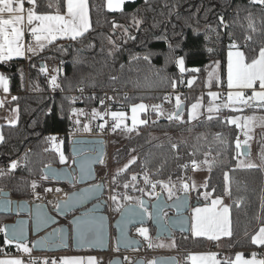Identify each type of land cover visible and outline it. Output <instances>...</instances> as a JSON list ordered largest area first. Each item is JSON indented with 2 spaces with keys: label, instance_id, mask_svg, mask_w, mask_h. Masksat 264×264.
<instances>
[{
  "label": "trees",
  "instance_id": "1",
  "mask_svg": "<svg viewBox=\"0 0 264 264\" xmlns=\"http://www.w3.org/2000/svg\"><path fill=\"white\" fill-rule=\"evenodd\" d=\"M88 4L91 27L82 36L55 40L27 60L0 62V72L9 80L10 105L17 109V122L1 126L0 140V188L9 189L13 197L27 198L35 183L38 191L61 184L42 178L45 165H60L48 136L68 131L70 110L85 97L79 89L88 95L82 101L87 108L96 105L104 89L128 91L119 95L128 109L139 102L160 104L167 91L196 75L190 90L180 94L186 108L204 88L210 63L220 62L224 77L228 48L236 45L252 59L264 47V5L252 0H129L119 10L107 9L106 0H88ZM33 8L38 13L63 12L65 0H35ZM47 64L63 67L56 87L44 77ZM174 105V99L166 104L169 116L150 110L146 122L111 152L120 162L131 154L135 159L110 182V188L129 181L133 174L148 178L147 184L143 179L137 183L145 190L161 180L180 182L192 171L190 165L206 162V185L196 194L203 190L213 197L228 194L231 235L214 242L178 234L175 245L182 250L217 249L219 264H231L236 250L255 248L252 237L264 224V163L239 165L240 133L228 121L229 116L254 108H224L190 121L173 116ZM64 149L70 159L67 138ZM193 199L203 202L200 197ZM12 219L0 214V254L19 251L18 244L3 237V225ZM182 264L190 262L183 258Z\"/></svg>",
  "mask_w": 264,
  "mask_h": 264
},
{
  "label": "water",
  "instance_id": "2",
  "mask_svg": "<svg viewBox=\"0 0 264 264\" xmlns=\"http://www.w3.org/2000/svg\"><path fill=\"white\" fill-rule=\"evenodd\" d=\"M140 29L141 26L136 32ZM184 109L185 102L182 101L174 116ZM103 142L102 137L76 135L69 145V165L47 164L43 167L45 178L72 187L64 189L65 197L56 199L52 206L47 201L13 197L9 189L0 188V214L13 217L3 225L4 239L17 244L30 243L35 252L57 253L68 249L106 252L112 240L120 250L141 247V241L131 234V229L140 225L150 224L153 237L157 239L189 234L188 211L191 206L202 202L192 199L188 192L171 198L159 193L152 200L141 196L139 203L124 204L110 221L104 198V177H100L98 170L106 164ZM240 152L244 157L249 156V145H242ZM179 260L177 253H165L155 255L152 262L179 264ZM116 262L127 264L118 255L113 256L108 264ZM130 264L147 262L140 257Z\"/></svg>",
  "mask_w": 264,
  "mask_h": 264
},
{
  "label": "snow or ice",
  "instance_id": "3",
  "mask_svg": "<svg viewBox=\"0 0 264 264\" xmlns=\"http://www.w3.org/2000/svg\"><path fill=\"white\" fill-rule=\"evenodd\" d=\"M28 2L35 5V0H28ZM124 2L125 0H118V4L116 6L119 7L120 4H123ZM252 2L264 5V0H252ZM66 4L67 16L69 19H65L64 15H60L58 13L55 15H40L36 14L32 9L28 10L27 24L32 25L33 21L40 22L39 25L31 27L30 29L36 41L48 39L49 42H51V40L56 39L57 35H66L74 40L77 38V36L82 35L84 31H87L90 26L87 0H66ZM108 7H113L112 0H108ZM23 10L22 0H0V61L11 59L13 55H24L23 45L20 43L23 37L22 25L24 24L25 20L24 16L20 14L23 12ZM4 13L10 14L7 19L3 17ZM42 33H47L48 35L42 36ZM248 38L250 39L251 37ZM40 47L43 49L42 44ZM27 50L29 52H34V49H32L30 46ZM228 57V88L253 89L252 96L248 97L247 99L244 98V93L242 91H237L235 93V98L233 97V93L229 92V101H233V99H235V102L248 106H251L249 105V101L254 99L264 102V47H262L259 51L258 58L253 59L250 63L245 62L243 53L239 51L235 53V59H233L232 52H229ZM182 63L183 61H181V64ZM257 81L259 82V87L262 89V91H255L254 85ZM53 84H55V77H53ZM0 86H3L5 91L8 90L7 81L2 75H0ZM212 95L215 97L216 94L212 93ZM13 99L16 98L13 97ZM101 103H103V101H101ZM2 104L3 102L0 101V106H2ZM177 106L179 107V98H177ZM224 106L228 107L227 104ZM257 106L264 108V103H260ZM144 107L145 106L143 104L134 106L132 111L135 113L137 108L142 110ZM196 107L197 105H193V108ZM211 111L212 108H209V112ZM96 115H98V113H96ZM112 115L115 117L117 114L113 113ZM120 115L122 116L123 114ZM169 118L171 119V117ZM238 119L239 118L232 119L231 123L237 124ZM255 119V116L245 117L243 126L245 128H249ZM141 123H143V121H141ZM118 126L119 125H115L114 127ZM129 131H131V129H129ZM245 135H247V133H245ZM0 139H2V137H0ZM236 146L237 148L241 147L239 142H237ZM254 166L255 165L252 164L248 165V167ZM16 167L17 164L13 162L11 164V169H15ZM0 174H2V172H0ZM225 178L227 179V175ZM133 179H135V177H133ZM125 187H127V185H125ZM154 187L155 185H153V188ZM184 187L187 189L188 186L185 185ZM169 195H171V190H169ZM113 199H115V197H113ZM217 204H221L220 199L213 200L212 208L196 209L198 214L205 213L208 215V217L212 218L215 221V227L208 228L202 222L198 221V223L194 225L195 235L199 236L207 234L209 239H219L220 235H231L228 221L229 209L224 207L221 213H217L214 211ZM142 232L146 233V230H142ZM252 242L258 245H264V227L259 229L257 235L252 238ZM22 249L25 253L30 252V249L26 245L22 246ZM93 260L94 258H88V264H93ZM0 264H23V262L20 259L0 260ZM44 264H47V261H44ZM53 264H55V262H53ZM62 264H82V260L79 258H65L63 259ZM116 264H119V262H116ZM151 264H155V262H151ZM212 264H219V262L213 259ZM235 264H264V260L257 261L255 259V254H253V259L250 260L243 259L242 254H237Z\"/></svg>",
  "mask_w": 264,
  "mask_h": 264
},
{
  "label": "rangeland",
  "instance_id": "4",
  "mask_svg": "<svg viewBox=\"0 0 264 264\" xmlns=\"http://www.w3.org/2000/svg\"><path fill=\"white\" fill-rule=\"evenodd\" d=\"M179 67L181 70L183 69V65L181 64V60H179ZM220 74H221L220 73V62L216 61V62L210 63L208 66V70H207L205 77H204V88H206L208 90H206L203 94L199 93L196 100L189 103L186 106V108L177 116L178 119H180V120L188 119V120L192 121V120L200 118L202 115L204 116V115L210 114L212 111L209 112V108H213V106H216V107L220 106V103L223 100L220 98V95H219L217 90H212L213 88H217L216 85L219 84ZM52 77L53 76H51V78H47L50 86H53V78ZM57 86H58V84H57ZM218 88H219V86H218ZM212 93L216 94L215 97L212 95ZM177 98H179V102L181 100L180 95L177 94L175 96V100H174V103H175L174 107H177ZM141 104L142 103L134 104L130 108V111L128 114L126 112L116 113L120 119V125L121 126L123 125L125 129L124 130L121 129L118 134L112 136L109 139V143L107 146L108 147L107 163L105 166H100L98 168L100 176L106 177L112 183L116 180L117 176L119 175L118 173H121L122 172L121 170L124 171L129 166V164L132 163L135 159V156L133 154H131L124 161L120 162V161L111 157V152L120 148L124 144V142L137 129V128L134 129V127L139 125L141 122V118H140V110L141 109L137 108L135 113H133L132 109L134 106H138ZM193 105H197V107L193 108ZM165 107L166 106L164 105V108ZM166 111H164V112H166ZM164 112H162L160 115L161 116L162 115L163 116H169L170 115L169 113L164 115L165 114ZM120 114H123V115L121 116ZM6 115L8 116V119H7L8 124H14L17 122V109H16V107L11 106L10 108H8ZM252 116H255L256 119L249 126L250 130H249V128H245L243 126L244 125V118L240 119L239 116L236 117V118H239L238 123L234 124L239 129V133H240L239 139H243L244 141L248 142L247 144H249L250 150L253 151V153L255 154L253 156V158L243 160V159H241L242 155L240 152L239 165H241V166H248L249 164L259 166V165L263 164L262 159L264 158V114H261V113L251 114L250 113L246 117H252ZM127 117L129 119H127ZM236 118L234 116H229L228 121L231 123V120L236 119ZM134 120H135V123H134ZM129 129H131V131H129ZM257 129H259V131H256ZM245 133H247V135H245ZM49 148L54 150L57 153L58 160H59L58 164H60V165L68 164L69 165L71 163V156L69 159V156L64 149L63 143H56V144H54L53 147H49ZM254 148H257V149H254ZM60 165H58V166H60ZM205 165H207L206 162L204 164H198L197 170L205 169L206 168ZM133 177H135V179H133ZM42 178L47 179L44 176ZM139 179H143L144 184L148 183V178L146 176L133 174L129 181L122 183V184L117 183L114 190L110 188V190L106 191L105 196H106V199L108 201V207L106 208V211L110 214L111 218H114L118 214L119 210L121 209V207L124 204L131 203V202L132 203H139L141 196H147L148 197L149 195H152L153 190L155 189V187L157 185L161 186L163 194L167 198H171L172 196H176L178 193H180L182 191L188 192L190 194V196L192 197V199L195 196L200 197V198H202L201 196L205 197L204 196L205 193H203V195H201L202 192H204L205 190H203L200 194H196L198 189H195L196 186L194 184H192V185L187 184L188 187H192L191 190H188V189H185V187L183 185L184 184L183 181H180V182H174L173 181L172 182L169 180L168 181L161 180V181H157L155 183H151L149 189L145 190L144 186L139 187L137 185ZM181 183H183V184H181ZM34 185L31 187V190L29 191V195L27 196V198L31 201H37V199H36L37 193L43 194L45 192V189L48 186H58L62 190L64 195H65L64 189L70 190L72 188L71 186L65 185V184H50V185L43 186L42 191H38V189H37L38 184L35 183ZM125 185H127V187H125ZM153 185H155L154 188H153ZM169 190H171V195H169ZM225 195H228V194H225ZM113 197H115V199H113ZM54 201H55V199H53V201L48 200L47 203H49V205L52 206ZM261 227H264V224L261 225L259 227V229ZM141 229L146 230L145 234L149 235L151 233V235H152L151 236V243H150L151 246H150V249L148 250V254L146 256L147 264H151L152 259L155 255L175 252V250H173V249H175V247H176L175 239H177L178 234H175L172 238L157 239V238L153 237V230L152 229H151V231H148V229L145 226H143ZM259 229L255 232L253 237L255 235H257V233L259 232ZM153 239H154V242H153ZM6 242L8 243L7 240H6ZM254 246L260 247V245H258V244H254ZM179 264H182L181 259L179 260Z\"/></svg>",
  "mask_w": 264,
  "mask_h": 264
},
{
  "label": "crops",
  "instance_id": "5",
  "mask_svg": "<svg viewBox=\"0 0 264 264\" xmlns=\"http://www.w3.org/2000/svg\"><path fill=\"white\" fill-rule=\"evenodd\" d=\"M126 1H129V0H125V2ZM22 3H23V9L24 10L20 14L24 16L25 20H24V24L22 25L23 37H22V41L20 43H22V45H23L24 55L23 56H15V55H13V57L11 59L3 60V61H0V62L11 61V60H14V59H25V60H27L29 57H31L32 55H34V54H36V53H38V52H40L42 50L41 47H40L41 44L43 45V48H44L46 45H48L49 43H51V42H53L55 40L71 39L69 36H66V35H57L56 36V39L51 40V42H49L48 39H41L40 41H36L34 35L31 33L30 29H31V27H35V26L39 25L40 22L39 21H33L32 25H28L27 24V13H28V10L29 9H32L36 14H40V15H55V14L58 13L60 15H64L65 16V19H69V17L67 16V4H66V0H65V8H64V11L63 12H57V11H55V12H49V13H38V12H36L34 10V8H33L34 5L33 4H30L28 2V0H22ZM87 4H88V0H87ZM112 4H113V7L112 8H109L108 7V0H106V7L109 10H119L123 6V4H120L119 7L116 6L118 4V0H112ZM9 15L10 14H8V13H4L3 14V17L5 19H7L9 17ZM88 16H89V25L90 26L87 29V31L91 27L89 4H88ZM9 31H10V29H9ZM87 31H84L83 34L86 33ZM41 35L42 36H47L48 34L47 33H42ZM82 35H80V36H82ZM29 36L34 37V42L32 44H28L27 43V37H29ZM80 36H77V38L80 37ZM29 46L32 49H34V52H29L27 50ZM237 51L243 53V55L245 57V62L246 63H250L253 59L258 58V55H259V51H258L257 55L254 58L247 59L246 56H245V54H244V52H243V50L241 48H239L238 46L233 45V46H231L230 48L227 49V51H226V63H225V73H224V77H221V75H220L219 84L216 85L217 88H213L212 89V90H217L218 91V89L221 86H223L226 89V91H225L224 98H222V96L218 92L219 95H220V98L223 101L220 103V106H217V107L216 106H213L212 112L218 111V110L224 109V108H229V109H233V110H244V109L254 108V110L245 111V113H239V114L233 115L235 118L237 116H239L240 119L245 118L250 113L251 114H254V113L255 114L256 113L264 114L263 113L264 108H261V107H258L257 106L260 103H264V102H261L258 99H254L252 101H249V105H251V106L244 105V104H241V103H237V102H235V99H233V101H229V99H228V93L229 92H232L233 93V97L235 98V93L237 91H242L244 93V98L245 99H247L248 97L252 96V93H253V89H238V88L229 89L228 86H227V69H228V58H229L228 57V54H229V52H232L233 53V59H235V53ZM0 75L4 76L1 72H0ZM5 79L7 81V88H8V90L5 91L4 90V87L3 86H0V101L3 102L2 106H0V137H1V126L3 124H7L8 116L6 115V112H7L8 108L11 107L10 101H11V98H12V94L10 92L9 80L6 77H5ZM218 86H219V88H218ZM254 89H255V91H262V89H260V87H259V82L258 81L254 85ZM206 90H208V89L201 88V89L198 90V92L203 94ZM182 101L183 100H180V102H182ZM139 103H142L145 106L142 110H140V118H141V121H143V123L140 122V124L137 125V126H135L134 129L135 128H138L139 126L143 125L146 122L145 115L147 113H149L150 110L156 111V113L158 115H160L162 112H164V111L167 110L166 112H164L165 114L164 113L163 114L166 115L167 113H169L170 115H172L168 111V108L167 107L164 108V105H162L161 103L160 104H153V105L147 104V103H144V102H139ZM226 104L228 105V107H225L224 106ZM133 105H130L128 107V109L126 111L127 114L129 113L130 108ZM127 119H129V118L127 117ZM121 129L122 130L125 129L123 125L121 126ZM256 131H259V129H257ZM238 142L240 143L241 146L248 143V142L244 141L243 139H238ZM247 145H249V144H247ZM254 149H257V148H254ZM254 155L255 154L253 153V151H251L249 156L244 157L242 155L241 156V159L247 160V159L253 158ZM262 161L264 163V158L262 159ZM205 166H206V168L205 169H202V170H197V169L196 170H192L189 173L188 178L185 181H183L184 184L183 183H181V184H183L184 186L187 185V184H190V185L194 184L196 186L195 189H199V188H202L203 189L205 187V185H206V181H207V177H208V173H209L207 165H205ZM187 189L188 190H191L192 187H187ZM182 192H186V191H182ZM203 193H205V195H204L205 197L201 196L203 198V202L201 204H198V205H195V206H191L190 209H189V211H188L189 219H190V232H189V237H191V239L202 238V239H206V240H209V241L217 242L219 239L224 238V237H227V236L220 235V238L219 239H209L207 234H205V235H199V236H197V235L194 234V225H196L198 223V221L202 222L208 228H214L215 227V221L212 218L208 217V215L205 214V213H199L198 214L196 212V209H198V208L199 209L212 208V202H213V200L220 199L221 200V204H217L215 206L214 211L217 212V213H221L223 211V208L224 207H227L229 209V212H228V221H229V228H230V231H231L230 199H229L228 195L215 196V197H213V196L210 195V192L204 191V192H202L201 195H203ZM172 197H174V196H172ZM25 245L30 249V252H31L32 249H31L30 243H23V244H18L20 253L27 254L22 249V246H25ZM255 249H256V246L253 249H239V250H236L235 251V257L232 260V263L231 264H235V260H236L237 254H242V258L243 259H246V260L253 259V254L256 255ZM173 250H175V252H173V253L179 254V257H180L181 260L184 258L186 261L190 262V264H212L213 259H215V261H218L220 263V260L222 259V258H217L216 255H215V252L211 248H208V249L190 250L184 256H181L179 251H188V250H182V249H179L177 247H175V249H173ZM54 254H55L54 255V259H53V261H52L51 264H53V262H55V264H62V261L65 258H69V259L70 258H79V259L82 260V264H88V258H90V257L91 258H94L93 264H100L101 261H102V254H101V252H94V251L89 250V249H84V250H79V251H74L72 249H68V250L60 251V252H57V253H54ZM14 259H20L23 262V264H35L32 261H30V260L23 259L18 254H7V253L0 254V260H14ZM256 260L257 261H260V260H264V259L263 258H259V259H256Z\"/></svg>",
  "mask_w": 264,
  "mask_h": 264
},
{
  "label": "built area",
  "instance_id": "6",
  "mask_svg": "<svg viewBox=\"0 0 264 264\" xmlns=\"http://www.w3.org/2000/svg\"><path fill=\"white\" fill-rule=\"evenodd\" d=\"M224 21V15L221 16ZM224 25L227 26V23L224 22ZM34 42V37H27V43L32 44ZM63 72V67L56 68L53 64H47L45 67L44 77L51 78V76L55 77V87L57 86V77L59 74ZM52 77V78H53ZM197 79L196 75H193L187 79L185 83L181 86H175L171 90L167 91L163 96L162 105H166L172 99L175 100V96L181 93L187 92L190 90L191 82H194ZM54 90V89H52ZM56 90V89H55ZM81 96L84 94L85 97H81L80 99L76 100L77 103L72 107L70 110V126L67 132L65 133H56L50 134L48 137V146L53 147L56 143H63L67 138L68 141V148L72 141V138L76 135L81 136H96L102 137L104 139V145L106 148L105 156H106V163H107V150H108V143L109 139L118 134L121 130L120 119L118 115L113 117V113L118 112H126L127 108L125 107L122 99L119 95H127L128 91H121L118 87L107 88L101 91L98 99L96 100V105L91 108H87L84 104H82L83 98L88 97V95L84 93L82 90H78ZM226 89L221 86L218 89V92L224 98ZM103 101V103H101ZM176 109V107H174ZM98 113V115H96ZM115 125H119L118 127H114ZM106 165V164H105ZM6 167H10V163L6 164ZM191 170H196L197 166L190 165ZM185 181V180H183ZM105 183V194L107 190H110L111 183L110 181L104 177ZM159 193H163L162 188L160 185H157L153 190V194L149 195L147 198L152 200L154 199ZM106 200V208L108 207V201L106 196L104 195ZM108 213V212H107ZM110 221L114 218L110 217L108 213ZM145 226L148 231H151L152 226L150 224L147 225H140L138 227H134L131 229V234L136 236L142 243V246L136 249L131 250H120L115 246L114 240L111 241L109 249L106 252H101L102 254V261L100 264H108L109 260L115 256H121L124 263L130 264L135 261L137 258H144L146 261V256L148 254V250L150 249L151 243V233L149 235L142 232V227ZM11 243V242H8ZM215 252L217 258H219V251L217 249H212ZM188 251H179L181 256H184ZM256 255L255 259L263 258L264 259V245L257 247L255 249ZM16 254L20 255L25 260H30L35 264H44V261H47V264H51L54 259V253H47V252H35L32 251L23 254L18 251ZM179 255V254H178ZM147 262V261H146Z\"/></svg>",
  "mask_w": 264,
  "mask_h": 264
},
{
  "label": "bare ground",
  "instance_id": "7",
  "mask_svg": "<svg viewBox=\"0 0 264 264\" xmlns=\"http://www.w3.org/2000/svg\"><path fill=\"white\" fill-rule=\"evenodd\" d=\"M100 177L103 178L104 176ZM65 195L58 186H48L43 194L37 193L36 199L37 201H53V199L64 198Z\"/></svg>",
  "mask_w": 264,
  "mask_h": 264
}]
</instances>
